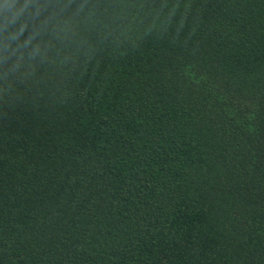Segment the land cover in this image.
Masks as SVG:
<instances>
[{"label": "trees", "instance_id": "trees-1", "mask_svg": "<svg viewBox=\"0 0 264 264\" xmlns=\"http://www.w3.org/2000/svg\"><path fill=\"white\" fill-rule=\"evenodd\" d=\"M0 264H264V0H0Z\"/></svg>", "mask_w": 264, "mask_h": 264}]
</instances>
